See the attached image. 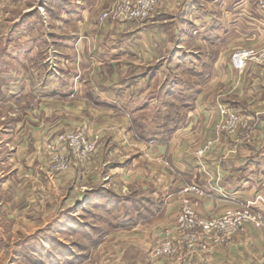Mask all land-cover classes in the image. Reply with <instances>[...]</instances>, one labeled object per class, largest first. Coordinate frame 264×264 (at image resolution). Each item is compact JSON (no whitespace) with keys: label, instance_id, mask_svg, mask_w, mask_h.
Here are the masks:
<instances>
[{"label":"rangeland","instance_id":"obj_1","mask_svg":"<svg viewBox=\"0 0 264 264\" xmlns=\"http://www.w3.org/2000/svg\"><path fill=\"white\" fill-rule=\"evenodd\" d=\"M69 1L72 0H0V181L10 173V179L0 185V204L6 205L5 210L0 209V264H171L187 263L194 256L211 252L222 257L217 264H264V127L257 128L251 119L218 104L217 97L222 95L223 100L228 93H234L221 89L212 91L218 117L205 126L209 135L203 139L193 129L180 130L187 117L182 105L188 101L193 104L206 75L197 74L196 65L179 67L176 62L163 63L170 54L165 47L177 41L175 31H170L168 36L166 25L149 31L148 35L151 32L156 39L157 48L161 47L156 55L163 61L139 65L130 56L123 58L122 64L107 65L103 63L106 50L97 40L100 36L91 39L85 33L88 22H76V19L65 22L67 18L61 16ZM164 1L160 0L147 20L119 21L110 15L101 24L100 18L117 2L108 0L106 8H94L96 29H90L100 31L109 23L133 30L135 25L150 22ZM250 1L255 2L257 9V0ZM255 29L258 40L264 35V28L258 25ZM195 36L191 39L187 35L185 43L193 63L197 54L211 61L221 52L211 35L206 39L200 33ZM248 50L256 55L237 69L232 64L233 56ZM263 50L262 40L235 46L226 52L227 66L217 74L221 78L234 72L235 89L243 85L246 76L264 75V64L258 59ZM207 64L201 65L205 74L209 69ZM166 85L172 90L170 95L162 94ZM209 106L213 104L210 102ZM220 107L227 109L226 115H220ZM232 115L247 120V128L228 126ZM76 133L94 145L86 160L73 157L69 150L57 144L59 137ZM151 141L171 142L169 155L180 158L195 157L197 148L205 149L210 142L203 158L218 150L229 166L243 168L242 173H248L244 177L249 178L238 182L237 187L243 186L237 190L209 192L206 198H214L219 205L201 211L198 208L206 191L193 183L201 195L184 192L187 186L181 176L172 177L165 151L146 145ZM105 143L112 144L106 149ZM114 151L115 158L107 164L106 153ZM119 165L124 176L119 172L109 173V167ZM202 175L206 181L202 179L201 183L204 185L205 181L214 187L216 181L210 182L209 176ZM199 179L197 176L195 182ZM170 184L175 189L170 194L158 192L159 199H170L179 209L172 213H176L173 228L157 242L179 238L177 219L185 206H190L201 221L232 219L240 225L206 251L189 250L183 242L172 256L160 257L154 254L157 242L152 245V234L144 242L123 229L129 224L125 215L130 208L104 213L101 207L94 209L86 203L107 193L133 199L131 191L141 186H148L150 191L155 186L159 189ZM257 214L263 220H258ZM95 229L98 235H103V230L106 234L108 229L111 234L122 232L98 242L92 249L85 233L87 230L93 233Z\"/></svg>","mask_w":264,"mask_h":264},{"label":"crops","instance_id":"obj_2","mask_svg":"<svg viewBox=\"0 0 264 264\" xmlns=\"http://www.w3.org/2000/svg\"><path fill=\"white\" fill-rule=\"evenodd\" d=\"M107 6L108 0H72L69 1L68 5L64 6L67 10L65 12L61 11L63 19L66 20L67 18L65 22L71 19H76V22L82 20H84V22L87 21L89 29H87L85 33L89 35L91 39H94L97 35L100 36L97 37V40L102 42L100 43V47L106 50L103 53V56L106 58L105 62H103L104 64L112 66H115L114 64L116 63L122 64L120 62L130 56L135 58V60L137 59L136 62H138L139 65H148L147 63L152 64L153 62L158 63L159 61H163L164 59L162 60L156 55L161 47L157 48L156 39L152 37L153 35L151 32L150 36L148 34L149 31L156 28L162 29L165 25L166 27H164V29H166L168 36H171L170 31H175V34H177V41L174 42L173 46L167 44L165 47V49L170 51L167 60L163 62L165 65L170 62H176V66L179 67L196 65L197 69H199L197 74H200V72L205 74L204 68H201V65H205L208 62L207 67H209V69L205 74L206 81H203L197 89L193 106L188 112L192 113L193 116L192 118H188V116L185 118L184 123L180 126V130L190 132L193 129L198 131L197 134L200 138L205 139L204 137L209 135L205 126L218 117L215 108L216 99L214 100V92L212 91L217 90L218 92V90L220 91L221 89H228V92L234 93L231 95L228 93V100L227 98H225L226 100H222V95L217 97L218 104L222 103L230 107L232 111H237L244 117L251 119L252 123H255L257 128L264 127V106L259 104H264V75L260 73L259 75L254 74L253 76H246L243 78V85L235 89L233 86L236 80L234 72L228 73V75L221 78L217 74V71H221V69L227 66V51L233 49L235 46L249 45L251 42L255 41L259 42L262 40V42H264V35H261V37L256 40L257 32L255 28L258 27V25L264 28V15L255 9V2L251 4L250 0H165L162 8L155 13L150 22L135 25L133 30H129L126 27H114L109 23H106L100 31L91 30L90 28H92L95 23L93 20L95 15L93 14L94 8L103 9ZM191 23L193 24V28ZM94 29H96V27ZM114 29H117V31H114ZM185 29H187L186 32ZM194 29H198L200 32ZM114 33L117 34L115 37L113 36ZM199 33L206 35L204 39L211 35L213 40L217 41L215 45H218L221 52H219L214 59H211V61L207 56L197 54V56H195L196 60L193 63L190 58L191 55L188 53L189 50L187 51L185 48V43L187 42L186 37L188 35L189 38L193 39L194 36ZM200 41L201 44H206L205 40ZM218 47L216 49H218ZM181 51L182 53L184 52L183 56H177ZM120 56L122 57L120 58ZM144 91L147 92V90ZM170 93H172V90H170V86L166 85V87L162 89V94L170 95ZM210 102L213 104V107L209 106ZM179 135L180 131L177 133V137ZM170 143L171 142L165 141H151L146 145H148L149 148L152 147V145L160 147L165 151L166 165L172 172V177L178 179V177L181 176L185 186L197 183L203 187L206 192L202 204L198 208L199 210L201 209V211L207 212L212 209V207H217L219 205L218 201L214 200V198H206L209 192L214 191L216 194V192L219 193L228 190L226 188L232 190L238 189L243 185L240 184L237 187V183H243L249 178V176L244 177L248 175V173H242L243 168L238 169L236 165L229 166L227 163L228 161L220 157L218 150H213L214 153L212 151L202 160H198L196 157L191 156L180 158L178 155L172 153L169 155L168 148ZM201 143L202 141L197 143V145ZM110 144L112 143H108L107 145L105 143V148L107 149ZM108 153L110 155H108ZM108 153H106L105 160L107 164H110L109 161L115 158V156L112 155L115 151ZM116 159L118 160V157ZM229 160L232 162V159ZM120 166L121 165H119V167H109V173L119 172L118 174L124 176V174H122V167ZM179 166H181V169H178ZM193 173L198 175H193ZM18 174L20 173L18 172ZM202 174L209 176L210 182L212 180L216 181V184H214L215 188L212 187L211 183L205 184L206 178H204ZM9 175L10 173L4 175V179L6 178L5 180H9ZM197 176H199L200 179L198 182H195ZM23 177H26V175L23 174ZM165 179H167V176ZM202 179H205L204 185L201 183ZM220 179L221 181H219ZM5 180H1L0 185H3ZM169 180L170 178H168V181ZM148 188V186H141L139 189L131 191V195L134 196L133 201L140 200L141 198L149 201L150 208L155 210L153 216L145 219L136 217L137 219H132L133 222H129L123 229H127V232L133 234L135 239L144 242L149 241L148 236L152 234L150 238L154 246L159 238L167 236L173 228V220L175 219L176 213L174 215H172V213L176 212L179 206L170 199L166 201L163 199L164 197L159 199L158 196V192L162 194L165 191L170 194L175 189V186L170 184V187H159V189L155 186L150 191H148ZM143 193L146 194L143 196ZM118 198L123 200L122 205H125L124 203H129L127 201L130 200L127 196ZM206 199L209 200V202ZM122 205L119 210L125 209V206L122 207ZM0 206V209H6L5 204H0ZM121 232L115 234L109 232L105 234L103 242L107 238L117 237V234ZM125 232L126 231H123V233ZM146 244L147 243L144 245L147 246ZM230 245L232 246V243ZM148 248L149 247H147V249ZM220 259H222L221 256L211 252L207 255L194 256L192 260H189L190 262L188 261L187 263L172 261L174 263L171 264H217ZM168 264L170 263L168 262Z\"/></svg>","mask_w":264,"mask_h":264},{"label":"built area","instance_id":"obj_3","mask_svg":"<svg viewBox=\"0 0 264 264\" xmlns=\"http://www.w3.org/2000/svg\"><path fill=\"white\" fill-rule=\"evenodd\" d=\"M159 3L160 0H117L114 6L105 13L102 18H100V23L102 24L105 22L110 15L116 16L119 21L147 20L150 12L153 11ZM257 10L259 12H264V0H257ZM255 55L256 53L252 50L236 53L233 56L232 64L237 69H241ZM258 59L264 64V50L259 53ZM219 113L220 115H226L227 109L220 107ZM192 116V113H188V118H192ZM246 121L247 120L238 115H232L228 126L231 128L235 126V129L237 127L245 129L247 128L246 124H248ZM57 144L61 145L63 150H69L73 157H80L83 160L88 159L94 150V145L87 143L85 137L80 133L59 137ZM210 144L212 143L208 142L206 146L209 147ZM207 147L205 149L197 148L195 157L198 160H201L207 153ZM62 161L66 163L68 162V160L64 159ZM184 189V192H187L188 194L201 195L200 189L194 184L189 187L187 186ZM194 213V210L190 206H185L181 210V214L177 219L178 237H183L184 234L187 233L182 242L179 245H176V241L179 238L159 241L153 249L154 254H157L160 257L172 256L177 251L178 246H181L183 242H185L183 244L189 250L201 249L206 251L211 246L219 243L223 238L228 237L226 234H231L240 225L239 221L232 219L225 221H217L215 219L201 221L197 219ZM257 217L258 220L262 219L261 215H258Z\"/></svg>","mask_w":264,"mask_h":264},{"label":"trees","instance_id":"obj_4","mask_svg":"<svg viewBox=\"0 0 264 264\" xmlns=\"http://www.w3.org/2000/svg\"><path fill=\"white\" fill-rule=\"evenodd\" d=\"M203 75H205V74H203ZM197 76H199V75H197ZM205 81H206V78H205ZM192 106H193L192 101H188V103H184L182 105L183 113L186 112L187 113L186 115L188 116V112L192 108ZM184 121H185V118L183 119V122L181 124H183ZM150 139H154V137L150 138ZM122 202H123V200L121 198L111 196V194L107 193V196L101 195V196H98V197H95L93 199L88 200L86 203L92 204L90 206L94 207V209L99 210L100 209L99 207H101V209L105 211L104 213H107V212H112V211L117 212L120 209L121 205L123 204ZM127 202H129V203H124L125 205H122V207L125 206L124 207L125 209L126 208L131 209V210L126 209V215L125 216H126V220H128V222H133L132 219H137L138 217H140L141 219L149 218V217L153 216V214L155 212V210L153 208H150L149 201L145 200L144 198H141L140 200H137V201H133V199H130ZM126 205L129 207H127ZM109 226H111V225H109ZM92 232L93 233H91L89 230L86 231L85 240L90 245V248L94 249L95 247L98 246L97 245L98 242L100 243L103 241V238L105 236L106 231L103 230V232H102L103 235H98L100 233L98 231H96V229L92 230ZM109 232H111L110 229L107 230V233H109Z\"/></svg>","mask_w":264,"mask_h":264}]
</instances>
